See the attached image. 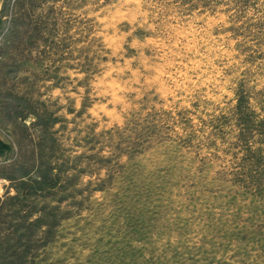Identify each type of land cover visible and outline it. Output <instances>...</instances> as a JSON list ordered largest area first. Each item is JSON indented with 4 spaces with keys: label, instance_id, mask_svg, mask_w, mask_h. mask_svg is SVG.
I'll return each mask as SVG.
<instances>
[{
    "label": "rangeland",
    "instance_id": "374dc122",
    "mask_svg": "<svg viewBox=\"0 0 264 264\" xmlns=\"http://www.w3.org/2000/svg\"><path fill=\"white\" fill-rule=\"evenodd\" d=\"M0 264H264V0H4Z\"/></svg>",
    "mask_w": 264,
    "mask_h": 264
},
{
    "label": "water",
    "instance_id": "95a60500",
    "mask_svg": "<svg viewBox=\"0 0 264 264\" xmlns=\"http://www.w3.org/2000/svg\"><path fill=\"white\" fill-rule=\"evenodd\" d=\"M3 2H4V0H0V11H1V7H2Z\"/></svg>",
    "mask_w": 264,
    "mask_h": 264
}]
</instances>
